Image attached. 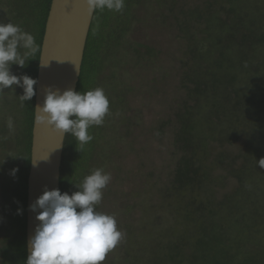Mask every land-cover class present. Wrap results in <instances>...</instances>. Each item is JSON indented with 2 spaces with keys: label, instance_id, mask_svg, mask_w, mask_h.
Wrapping results in <instances>:
<instances>
[{
  "label": "trees",
  "instance_id": "1",
  "mask_svg": "<svg viewBox=\"0 0 264 264\" xmlns=\"http://www.w3.org/2000/svg\"><path fill=\"white\" fill-rule=\"evenodd\" d=\"M153 1L158 6L169 2V16L178 20V0ZM221 1H209L202 10L196 11V21L204 20V30L200 31L208 34L204 40L195 39V32L190 35L188 20L177 21L186 38L193 39V44L187 49L188 59H180L181 85L187 99L176 102L171 112L175 113L174 118L167 115L151 128L160 133H172V162L162 189L166 196L182 204L184 221L194 222V228L190 227L187 234L178 237L172 242V247H168L170 251L165 256L172 264H264V255L254 252L264 249L260 244L249 247L252 236L246 231L247 228L251 231L256 213L257 221L264 215V187L261 186L264 185V168L259 166V160L264 159V81H260L257 72L253 73L254 70L244 64L248 60L237 66L236 59L239 47L245 57L255 60V64L260 63L264 58V31L255 32L259 24L250 19L245 21L241 15L243 7L239 3L244 0H225L227 7ZM137 2L139 0H125V8L120 13L96 10L89 28L76 91L84 93L98 87L104 90L109 100V113L104 123L113 120L116 114L123 115L130 110L126 94L133 91L129 84L101 74L104 71L110 73L107 67L151 69L156 73L152 79L161 80L170 72L164 65L160 49L127 38L131 29L132 7ZM50 3L51 0H0V23L19 25L34 36L38 45L37 52L28 57L25 67L10 66V73L17 77L27 75L36 80ZM220 9L227 12L223 19L218 16L221 23L217 19ZM25 51L19 49L21 55ZM117 85L125 87L117 89ZM159 89L162 93L163 89L157 85L151 87L154 94L159 93ZM22 95L23 89L16 85L0 92V264H26L27 260V177L35 95L29 101H23ZM155 99L151 95L146 97L144 117L146 106ZM9 119L13 125L11 130ZM121 122L133 123L127 114ZM104 130L91 126L88 132L93 139L83 146L66 133L59 175L61 193L71 195L78 190L75 185L83 181L79 172L88 164L90 171L96 169L92 167V160L98 157L108 159L105 157L108 148L102 147L106 142L100 141L105 139ZM121 138L119 135L117 141ZM237 142L242 146L238 156L221 150ZM13 168L18 169L15 176L9 174ZM228 178L237 182L232 193L218 201L213 198L197 200L200 192L205 193L212 184L219 187ZM108 189L109 186L106 187ZM18 209L21 214H17ZM96 210L99 211V205ZM228 222L238 229L236 235H229ZM205 234L218 241L220 251L207 249L209 246L202 238ZM192 237L197 240L193 243L195 248L191 247L195 250L184 255L180 248L185 244L191 245ZM198 245L202 263L198 262L196 255ZM160 260L156 264H162Z\"/></svg>",
  "mask_w": 264,
  "mask_h": 264
},
{
  "label": "rangeland",
  "instance_id": "2",
  "mask_svg": "<svg viewBox=\"0 0 264 264\" xmlns=\"http://www.w3.org/2000/svg\"><path fill=\"white\" fill-rule=\"evenodd\" d=\"M209 1L212 0L177 1V8L180 10L176 16L177 21L188 20L186 24L190 25V35L193 36V32H195V39L204 40L208 35L206 32L200 31L204 30V20L196 21L198 18L195 16L198 14L196 11L202 10ZM221 2L224 7L228 6L225 0ZM241 5L243 8L240 11L245 21L250 19L258 23L259 28L257 27L255 32L263 33L264 0H244L241 4L239 3V6ZM169 6V2L166 5L158 6L153 0H139L132 7L131 29L127 34L130 41H140L162 51L161 57L164 65L170 71L163 80L152 79V75L156 73L145 68L132 69L125 66L111 68L109 66L107 69L110 73L106 71L101 73L112 76L114 81L129 84L133 88V91L126 94L130 110L125 114L123 112V115L116 114L113 116V120L98 126L105 129L103 134L105 139L100 141L106 142L102 147L108 148L106 151L108 155L105 156L108 159L104 160L103 157L102 159L98 157L92 160L93 168H102L111 174L109 189L103 190L99 212L115 216L117 227L124 234L121 242L107 254L103 264H156L159 258L162 264H172L165 256L170 251L168 247H172V242L176 241L178 237L187 234L190 227L194 228L193 221L186 222L182 218L184 212L182 204L166 196V192L162 189V182L167 176L170 170L169 165L172 162V133L171 131L160 133L156 129H151L167 115L174 118L175 113L171 112L176 102L179 103L187 99L186 91L181 85L182 75L179 71H181L182 63L180 59L183 61L188 59L187 49L190 44H193V39L190 41L189 37L186 38L184 32L179 29L177 21L169 16L171 15L168 10ZM236 11L238 12V9ZM226 15L227 12L220 9L217 14L218 21L220 22L218 16L223 19ZM242 50L237 47V66L248 60L249 62L244 64L254 70L253 73L257 72L260 81H264V58L260 59V63L255 64L256 61L245 57ZM155 85L163 89L162 93L160 89L159 93H152L151 87ZM123 87L125 86L117 85V89ZM148 95L156 99L148 106L145 105L144 117L143 103ZM140 111L143 112L140 114ZM126 114L133 122L130 125L121 122ZM119 135H122V138L117 141ZM96 141L100 144L98 140ZM238 142L224 146L221 150H227L236 157L242 149ZM91 172L88 164L85 170L80 171L79 174L84 179ZM261 186L264 187V185ZM236 187L237 182L233 178H228L225 184H221L219 187L212 184L205 193L200 192L197 200L209 201L213 198L218 201L223 199L224 195L232 193ZM255 218L251 231L246 229L247 234L252 236L249 247L254 248L260 244L264 249V215L257 221L258 213H256ZM235 227L230 222L226 224L230 236L238 233V229ZM1 235L2 230L0 229V238ZM202 238L207 242L206 245L209 246L207 249L210 252H212L211 249L221 250L218 241L214 240L211 235L205 234ZM190 240L192 246L186 244L180 246L184 255L195 250L191 247L197 240L194 237ZM227 243L228 241L226 245ZM254 252L264 255V250ZM196 255L198 262L202 263L199 256V245L196 246Z\"/></svg>",
  "mask_w": 264,
  "mask_h": 264
},
{
  "label": "clouds",
  "instance_id": "3",
  "mask_svg": "<svg viewBox=\"0 0 264 264\" xmlns=\"http://www.w3.org/2000/svg\"><path fill=\"white\" fill-rule=\"evenodd\" d=\"M89 13L105 9L120 13L125 0H84ZM25 49L23 55L19 49ZM38 50L35 38L13 23H0V92L13 85L23 89V101L35 95L37 81L27 75L17 77L10 73V66H26L28 57ZM46 66V65H45ZM37 121L52 126L63 134L70 133L81 146L93 137L88 129L104 123L109 113V100L102 88L81 93L73 89L62 93L48 89L41 105L36 106ZM11 130V119L8 121ZM264 168V159L259 160ZM13 168L10 175L15 176ZM111 182V174L102 168L85 176L78 189L69 195L59 189L47 190L29 205L38 221L26 264H103L107 254L123 239L113 215L96 210L103 197V190ZM21 214V210H17Z\"/></svg>",
  "mask_w": 264,
  "mask_h": 264
},
{
  "label": "water",
  "instance_id": "4",
  "mask_svg": "<svg viewBox=\"0 0 264 264\" xmlns=\"http://www.w3.org/2000/svg\"><path fill=\"white\" fill-rule=\"evenodd\" d=\"M84 0H51L38 59L34 97L30 167L27 177L26 250L38 224L29 209L45 189H59L65 134L37 121L38 108L48 89L76 91L84 49L94 12ZM46 65V66H45Z\"/></svg>",
  "mask_w": 264,
  "mask_h": 264
}]
</instances>
